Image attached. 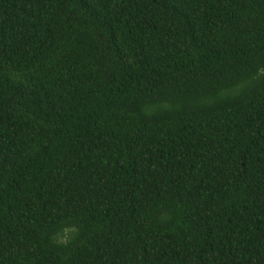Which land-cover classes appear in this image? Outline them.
Instances as JSON below:
<instances>
[{
    "label": "trees",
    "instance_id": "1",
    "mask_svg": "<svg viewBox=\"0 0 264 264\" xmlns=\"http://www.w3.org/2000/svg\"><path fill=\"white\" fill-rule=\"evenodd\" d=\"M0 264H264V0H0Z\"/></svg>",
    "mask_w": 264,
    "mask_h": 264
}]
</instances>
